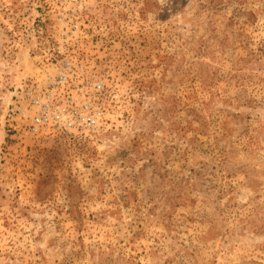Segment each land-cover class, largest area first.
<instances>
[{"label": "rangeland", "instance_id": "374dc122", "mask_svg": "<svg viewBox=\"0 0 264 264\" xmlns=\"http://www.w3.org/2000/svg\"><path fill=\"white\" fill-rule=\"evenodd\" d=\"M67 60L103 120L27 132ZM0 264H264V0H0Z\"/></svg>", "mask_w": 264, "mask_h": 264}, {"label": "built area", "instance_id": "2783aa9c", "mask_svg": "<svg viewBox=\"0 0 264 264\" xmlns=\"http://www.w3.org/2000/svg\"><path fill=\"white\" fill-rule=\"evenodd\" d=\"M77 74V67L67 60L56 73H47L42 81L26 87L22 105L16 106L24 130L38 135L65 134L84 139L98 128L104 110L96 105ZM102 89L103 82L99 81L93 90L101 92Z\"/></svg>", "mask_w": 264, "mask_h": 264}]
</instances>
